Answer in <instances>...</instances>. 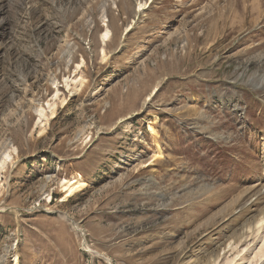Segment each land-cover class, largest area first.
I'll list each match as a JSON object with an SVG mask.
<instances>
[{
  "label": "rangeland",
  "instance_id": "obj_1",
  "mask_svg": "<svg viewBox=\"0 0 264 264\" xmlns=\"http://www.w3.org/2000/svg\"><path fill=\"white\" fill-rule=\"evenodd\" d=\"M6 150L0 264H264V0H0Z\"/></svg>",
  "mask_w": 264,
  "mask_h": 264
},
{
  "label": "bare ground",
  "instance_id": "obj_2",
  "mask_svg": "<svg viewBox=\"0 0 264 264\" xmlns=\"http://www.w3.org/2000/svg\"><path fill=\"white\" fill-rule=\"evenodd\" d=\"M140 9H141V7H140ZM103 17L106 18V15L104 13H103ZM110 39H111V32H110V29L107 28L106 32L104 34H102V36H101V41L104 45H106V43L109 42ZM101 53H102L103 58H105L107 55V54L105 55V49H102ZM72 54H73V52H71V50H68L67 52H65V56L69 59V61L72 59ZM84 62L85 61L82 60V63L77 65V71L83 67ZM82 78L78 77L76 80L67 79L66 80L67 86H69L70 83L76 84L74 91L78 92L82 86V83H83ZM53 84L58 85L56 81H54ZM58 95H59V92L57 91V93L55 94V98H58ZM48 106L50 108H52V115H54V111L56 109V104L52 103V104H48ZM35 112L38 115V123H41V119L45 118L44 109L41 107L36 108ZM149 131L152 135L157 134V132L154 128L150 127ZM12 159H13V156L9 150L2 152V155L0 157V170ZM61 186L64 189L63 193L65 194L63 199L66 200V198H69V197L73 196L74 194H76V192L81 191V188L84 186L82 176H79L77 179L72 178V179H69L68 181H63ZM256 227H258L257 228L258 230L255 229ZM263 228H264V209L260 212V217H259L258 223L256 224L255 227L253 226V228H250V231H252V232L255 230L260 231Z\"/></svg>",
  "mask_w": 264,
  "mask_h": 264
}]
</instances>
